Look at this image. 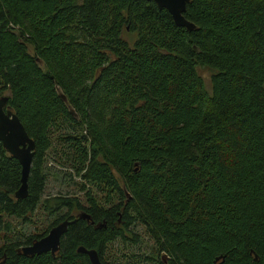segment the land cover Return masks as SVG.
I'll return each instance as SVG.
<instances>
[{"label":"trees","instance_id":"trees-1","mask_svg":"<svg viewBox=\"0 0 264 264\" xmlns=\"http://www.w3.org/2000/svg\"><path fill=\"white\" fill-rule=\"evenodd\" d=\"M183 13L195 27L153 0H0V96L35 141L16 197L0 140V264H93L79 245L117 264L136 225L147 263L264 264V0ZM49 173L79 192L43 197ZM38 208L51 222L16 230ZM81 211L55 254L17 250Z\"/></svg>","mask_w":264,"mask_h":264},{"label":"water","instance_id":"water-1","mask_svg":"<svg viewBox=\"0 0 264 264\" xmlns=\"http://www.w3.org/2000/svg\"><path fill=\"white\" fill-rule=\"evenodd\" d=\"M159 8H166L171 14L173 21L177 25L185 26L188 29L195 27V23L187 19L184 15L186 2L188 0H153ZM62 98L66 99L64 93H60ZM7 95L0 96V140L4 148L15 156L21 165L20 185L15 190L16 197L25 196L28 192L27 178L30 165L35 150V141L28 134L24 124L7 103ZM70 110L73 112V108ZM81 216L89 218L90 215L84 211L75 214L74 218L62 219L53 224L46 234L34 239L28 244L20 245L17 250L25 255H32L44 251H50L52 254L60 247L61 235L66 231L68 224L72 223L76 217ZM79 252H85L93 264H103L95 248H87L84 245L77 247ZM255 257H257L255 255ZM220 255L216 256L218 260Z\"/></svg>","mask_w":264,"mask_h":264},{"label":"rangeland","instance_id":"rangeland-1","mask_svg":"<svg viewBox=\"0 0 264 264\" xmlns=\"http://www.w3.org/2000/svg\"><path fill=\"white\" fill-rule=\"evenodd\" d=\"M125 37L132 39L134 37L133 32L125 31ZM201 71L205 77L206 82H208L209 70L206 68H201ZM48 165H53L51 156L47 162ZM79 192L76 184L72 180L62 179L55 174L49 173L47 175V182L44 188L43 197L51 196L58 193L65 192ZM52 216L47 215V213L42 212L39 208L36 209L35 215L32 216V221L23 222L21 220L13 219L16 230H22L24 233L29 234L33 231H39L52 220ZM141 235V240L134 245L125 246L121 243L119 239L114 240L110 243L105 252L104 256L109 262H114L117 264H151L143 260L141 255L145 254L148 249L147 236L144 235L142 228L139 225L134 226Z\"/></svg>","mask_w":264,"mask_h":264},{"label":"flooded vegetation","instance_id":"flooded-vegetation-1","mask_svg":"<svg viewBox=\"0 0 264 264\" xmlns=\"http://www.w3.org/2000/svg\"><path fill=\"white\" fill-rule=\"evenodd\" d=\"M78 213V212H77ZM104 224V223H103Z\"/></svg>","mask_w":264,"mask_h":264}]
</instances>
